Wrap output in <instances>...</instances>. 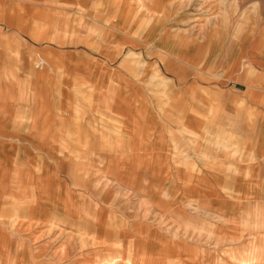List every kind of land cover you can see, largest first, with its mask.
Masks as SVG:
<instances>
[{
    "label": "crops",
    "instance_id": "crops-1",
    "mask_svg": "<svg viewBox=\"0 0 264 264\" xmlns=\"http://www.w3.org/2000/svg\"><path fill=\"white\" fill-rule=\"evenodd\" d=\"M127 1L0 0V264H172L168 252L179 246L173 233L135 227L126 199L101 201L99 183L114 188L133 176V164H145L134 176L146 182L138 188H154L146 202L165 195L176 211L180 198L214 204L225 218L221 189L239 185L202 163L218 160L221 167L228 154L264 141V55L260 60L258 48L250 78L230 75L219 54L210 57L211 43L220 39L163 29L154 16L148 24L147 13L155 9L137 15L141 9ZM151 77L153 97L147 95ZM163 87L169 88L164 95ZM88 92L90 109L83 105ZM159 92L160 100L169 99L165 115ZM116 112L131 124L117 147L113 135L95 129L99 120L114 121ZM157 119L166 120L158 146L145 147L146 125ZM174 121L188 125L187 138L177 135V147L164 148L161 131L175 135L167 126ZM224 140L234 147L249 143L229 149ZM179 155L188 158L184 169L172 164ZM161 178L166 185L156 181ZM183 178L188 183L179 184ZM245 182L240 186L264 187L258 179Z\"/></svg>",
    "mask_w": 264,
    "mask_h": 264
},
{
    "label": "rangeland",
    "instance_id": "rangeland-1",
    "mask_svg": "<svg viewBox=\"0 0 264 264\" xmlns=\"http://www.w3.org/2000/svg\"><path fill=\"white\" fill-rule=\"evenodd\" d=\"M254 1L130 0V3L134 8L141 9L137 12V15L143 14L144 12L142 11L144 10L148 12L155 9L156 13H147L148 24L154 16L155 18H162L163 29L179 27L180 29L177 30H180L181 33H179L181 35L193 36L195 39L209 35L216 41L220 39L218 40L220 41L218 45L211 43L210 57H215L219 54L220 58L225 60L230 75L234 76L246 72L250 74L248 75V78H250L252 58H256V56L252 57V54L254 55L255 53L256 55L258 48L260 60L264 55V4L257 7L254 6ZM184 5L185 7L183 8L182 6ZM137 15L135 16L138 17ZM82 23L78 22L77 25ZM256 37L259 38V43H256L255 40L258 39ZM148 50L153 49L148 48ZM214 73L216 71H210L211 75ZM216 77L213 75L212 79H216ZM154 79L155 77H151L147 83V95L150 97L156 96V90L153 86L155 84ZM168 89V87H163L162 94L164 95L165 90ZM90 95L91 93L88 92V98H85L83 102L84 107L88 109L91 106ZM157 96L160 100V92ZM167 99L161 96L160 101H162L164 106L159 110L164 115L169 105V99ZM118 116L116 112L114 121L102 119V122L99 120V123L95 125V129H98L97 131L100 133L113 135L116 147L119 146L118 144L121 143L122 138L127 134L126 128L131 126L129 122L122 123V116ZM157 120L159 123L146 125L149 135L144 144L145 147L158 146L156 145L158 140L156 141L155 139L156 137L158 139L160 127L165 126L166 120ZM167 120L171 122L170 119ZM178 123L174 121V123L167 125L170 128L174 127L175 135H171L167 131H161L162 136L160 137L162 139L160 142L162 147H177L175 143L177 135L181 137L184 134L185 138H187L186 130H188V125L184 122ZM156 131L157 135L155 134ZM221 142L229 146V149L234 147L229 145V141L224 140ZM261 142L264 141H256V147L250 146L251 150L244 151L245 148L243 147L249 141H238L236 147L243 148V150L238 151L236 154H228L226 156L227 164H221V167L218 166V160L208 159L202 163L210 169L224 170L228 177V184L232 185L234 181L235 185H239L233 187L228 185L226 189H221L222 193H226L227 199L226 213L222 214L225 218L219 217L218 208H215L214 206L216 205L214 204H188L183 201L186 199L180 198L178 210L176 211L172 210L170 204L165 203V195L160 196L162 197L161 201L146 202L145 196L149 195L153 198L154 188H138L139 186H144L143 183L146 182L140 181L138 177L135 179L134 176L139 173V170L143 172L146 169L145 164H140V166L133 164L132 169H136V172L132 170L133 176L131 178L127 176L123 181L117 180L114 188L108 186L112 185V182L105 180L103 183L101 181L97 191L101 201L109 200L113 197L125 198V211L127 210L136 216V219L133 220L136 222L135 227H158L164 231L168 230L169 234L173 233V237L179 240V246L177 251L174 249V251L168 252V255L173 256L172 264H264V187L240 186L250 179H258L260 182H264V147L259 146ZM179 146L187 147L186 144ZM131 158L133 163H135L134 158L132 156ZM177 159L178 162H172V164L184 169L188 158L185 155H179ZM235 159L238 161L237 164L234 162ZM198 163L200 162L198 161ZM128 167L129 165H126L124 169L127 170ZM230 176L237 177L233 180ZM169 179L170 174H168L166 180ZM156 181L159 185L160 183L166 185L167 182L162 178ZM183 182H187L185 178L181 179L179 184H183ZM152 183H155V180L154 182H148V184ZM120 184L135 188L128 190V187L118 186ZM189 184L193 183L189 182ZM164 189L170 191L171 188L167 187V189ZM83 190L89 191L87 188ZM139 190H142V196H140ZM139 196L143 197V199L139 200ZM70 198L73 199L72 196ZM75 198L77 199V197ZM172 206L174 209L175 205ZM118 259L119 257H116L114 261H119ZM160 262L162 261H156V264H160ZM130 263L128 261L126 264ZM161 264H166V261L163 260Z\"/></svg>",
    "mask_w": 264,
    "mask_h": 264
}]
</instances>
